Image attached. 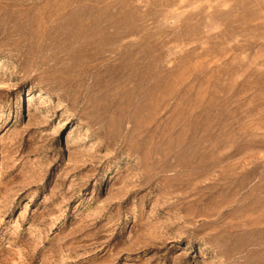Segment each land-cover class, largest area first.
I'll use <instances>...</instances> for the list:
<instances>
[{"label":"rangeland","instance_id":"rangeland-1","mask_svg":"<svg viewBox=\"0 0 264 264\" xmlns=\"http://www.w3.org/2000/svg\"><path fill=\"white\" fill-rule=\"evenodd\" d=\"M0 264H264V0H0Z\"/></svg>","mask_w":264,"mask_h":264}]
</instances>
